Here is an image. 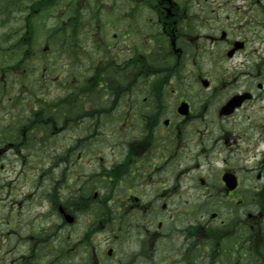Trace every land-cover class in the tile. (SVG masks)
Returning a JSON list of instances; mask_svg holds the SVG:
<instances>
[{"label":"flooded vegetation","instance_id":"obj_1","mask_svg":"<svg viewBox=\"0 0 264 264\" xmlns=\"http://www.w3.org/2000/svg\"><path fill=\"white\" fill-rule=\"evenodd\" d=\"M111 1L61 36L51 78L35 76L34 0L9 5L0 264H264L258 0Z\"/></svg>","mask_w":264,"mask_h":264},{"label":"rangeland","instance_id":"obj_2","mask_svg":"<svg viewBox=\"0 0 264 264\" xmlns=\"http://www.w3.org/2000/svg\"><path fill=\"white\" fill-rule=\"evenodd\" d=\"M121 0H112L111 2H113L116 6L115 7H117V5L118 4H121V2H120ZM137 2L139 1V0H136ZM105 2H107V0H104V3ZM231 15L232 17H234L232 14H231V12H229V11H226V12H224V14H223V18H225V17H227L228 15ZM105 17V16H104ZM103 17V18H104ZM117 17V16H116ZM115 17V18H116ZM47 18H49V20L47 19ZM56 22H54L53 21V19H52V17H47V16H43L42 18H39L38 20H37V24H36V26L38 27V30H37V36H38V40L40 41V44H42V42H44V40H45V38H46V33H45V31L43 30V29H41V28H45V27H48V26H52L53 24H55ZM42 25V27L41 26H39V25ZM11 26V24H9V27ZM4 31H6V28H1L0 29V32L1 33H3ZM109 32H110V28H108V29H106V30H104V34H106V35H109ZM85 45H89L90 44V42H85L84 43ZM210 45H211V43H210ZM258 46H260V45H258ZM45 59L44 58H42V57H39V58H34L33 59V63H34V65H38L40 62L41 63H45ZM37 62V63H36ZM40 63V64H41ZM52 63H54L56 66H61V59H57L55 62H52ZM43 70H44V67H43ZM53 70V69H52ZM58 94V93H57ZM183 167V166H182ZM194 171H191V172H188L187 174H186V177L187 178H189V177H196V178H198V177H200L201 175H202V173H203V171L202 170H196V169H193ZM181 171L179 170L178 171V173H180ZM206 173L208 174V171H206ZM255 174H256V172H252V174H251V177H255ZM214 175H216V172H214L213 171V175L212 176H214ZM180 179H183L184 180V174L180 177ZM87 226V224H86V221H85V218L83 217V219H82V227H83V229L85 228ZM100 238L102 239V240H105V236L104 235H101L100 236ZM104 245V243H102L101 244V248L103 249V246ZM137 249V245L136 244H131L130 245V248H129V251H134V250H136ZM2 252V255H3V257L5 258V259H7V263L6 264H10V257H11V253H9V252H7V251H1ZM119 253H122L121 252V250L119 249ZM106 260V262H105V264H115V263H117V260H116V262L114 263V262H112V261H110L109 259H105ZM118 264V263H117ZM136 264H146L145 262H143L142 260H139Z\"/></svg>","mask_w":264,"mask_h":264}]
</instances>
